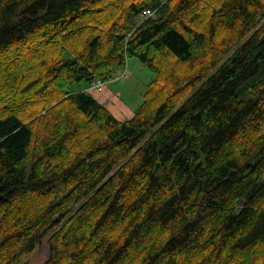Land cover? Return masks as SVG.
Returning a JSON list of instances; mask_svg holds the SVG:
<instances>
[{
	"label": "trees",
	"instance_id": "16d2710c",
	"mask_svg": "<svg viewBox=\"0 0 264 264\" xmlns=\"http://www.w3.org/2000/svg\"><path fill=\"white\" fill-rule=\"evenodd\" d=\"M132 57L121 120L87 89ZM45 236L42 264H264V0H0V264Z\"/></svg>",
	"mask_w": 264,
	"mask_h": 264
},
{
	"label": "rangeland",
	"instance_id": "374dc122",
	"mask_svg": "<svg viewBox=\"0 0 264 264\" xmlns=\"http://www.w3.org/2000/svg\"><path fill=\"white\" fill-rule=\"evenodd\" d=\"M127 75L117 81H107L101 91H94V95L100 101L107 100V106L111 112L121 120L131 117L136 106L142 101L143 93L153 80V75L148 67L138 58L127 60ZM129 73V75H128ZM84 83H75L73 88L81 89ZM49 247L46 236L38 241L34 250L26 257L27 264H42L47 258Z\"/></svg>",
	"mask_w": 264,
	"mask_h": 264
},
{
	"label": "built area",
	"instance_id": "2783aa9c",
	"mask_svg": "<svg viewBox=\"0 0 264 264\" xmlns=\"http://www.w3.org/2000/svg\"><path fill=\"white\" fill-rule=\"evenodd\" d=\"M127 75V71L126 70H123L121 73H114L112 75L113 79H118L119 77H125ZM102 82L100 80H97L95 81L93 84H92V88H95L97 90H101L102 88Z\"/></svg>",
	"mask_w": 264,
	"mask_h": 264
}]
</instances>
